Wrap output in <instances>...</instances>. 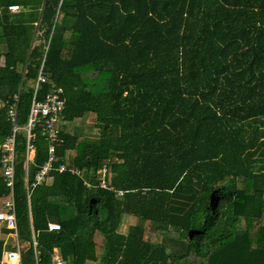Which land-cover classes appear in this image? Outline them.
Here are the masks:
<instances>
[{
	"label": "trees",
	"instance_id": "1",
	"mask_svg": "<svg viewBox=\"0 0 264 264\" xmlns=\"http://www.w3.org/2000/svg\"><path fill=\"white\" fill-rule=\"evenodd\" d=\"M41 70L63 88L55 166L70 171L28 199L49 158L40 122L26 176ZM18 95L21 264L55 249L66 264H264V0H0V146ZM8 193L0 172V211ZM12 231L0 222V262Z\"/></svg>",
	"mask_w": 264,
	"mask_h": 264
},
{
	"label": "built area",
	"instance_id": "2",
	"mask_svg": "<svg viewBox=\"0 0 264 264\" xmlns=\"http://www.w3.org/2000/svg\"><path fill=\"white\" fill-rule=\"evenodd\" d=\"M13 11H17V6L11 7ZM37 84H50L51 89L46 94L43 100L33 99L29 119L27 126L23 129L26 131L27 135V152H26V163L25 170L26 176L28 177V166L30 162H33L35 157L36 148L33 143L32 130L38 126L40 122L44 123L45 138L49 144V158L48 161L40 168L35 176V181L28 185V199L30 198V188H34L38 185L43 184L47 176L54 170L59 172L70 171L65 164H61L59 167L55 166L56 163V145L60 141V130L59 123L61 120V115L65 108V101L62 97L63 88L57 86L52 82L46 73L42 70L40 71L37 79ZM20 96H16L15 103L9 109V116L13 121V134L9 136L0 146V172L6 178V184L9 188V193L7 200L3 203V211H0V222H5L7 227L12 229L10 236L15 240V244L18 248L17 251H7L4 253L3 260L0 264H21V254L19 243L17 239V219H16V205H15V145H16V132L22 129L18 125V107H19ZM71 173L76 176L81 175L79 169L71 170ZM106 169L102 171L101 187L108 188L105 180ZM28 183V180H27ZM90 187V184L87 183ZM124 192H118L117 196H123ZM60 225L49 224V230H59ZM54 264H66L61 259H56Z\"/></svg>",
	"mask_w": 264,
	"mask_h": 264
},
{
	"label": "rangeland",
	"instance_id": "3",
	"mask_svg": "<svg viewBox=\"0 0 264 264\" xmlns=\"http://www.w3.org/2000/svg\"><path fill=\"white\" fill-rule=\"evenodd\" d=\"M86 123L87 124H93V118L92 117H88L87 119H86ZM89 131H93V130H91V128L90 129H88L87 130V132H89ZM93 134V133H92ZM4 203V202H3ZM0 204H2V203H0ZM136 218L135 217H131V218H127L126 219V222H125V225H122L121 226V229H120V231L121 232H125L126 230H127V228H128V226H129V223H135V220ZM124 224V223H123ZM127 225V226H126ZM14 242H15V240H14Z\"/></svg>",
	"mask_w": 264,
	"mask_h": 264
},
{
	"label": "crops",
	"instance_id": "4",
	"mask_svg": "<svg viewBox=\"0 0 264 264\" xmlns=\"http://www.w3.org/2000/svg\"><path fill=\"white\" fill-rule=\"evenodd\" d=\"M70 212H72L71 211V208H68V213H70ZM73 213V212H72ZM135 221V223H136V219L134 220ZM134 223V224H135ZM122 225H125V223L124 224H122ZM121 225V226H122ZM131 225H133V223H129V226H128V228H127V230L125 231V232H121L120 231V229H121V227H120V229H119V231L121 232V233H124V234H126L127 232H128V230H129V228H130V226ZM127 226V225H126ZM56 259H61V260H63L62 258H61V256H60V254H59V250H57V249H55V256H54V259H53V264H54V262L56 261ZM64 261V260H63ZM65 263H66V261H64Z\"/></svg>",
	"mask_w": 264,
	"mask_h": 264
}]
</instances>
